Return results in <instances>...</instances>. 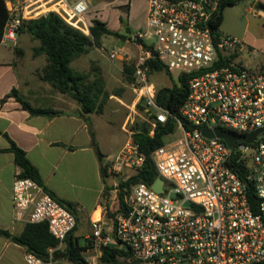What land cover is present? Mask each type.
Returning a JSON list of instances; mask_svg holds the SVG:
<instances>
[{"label":"built area","instance_id":"1","mask_svg":"<svg viewBox=\"0 0 264 264\" xmlns=\"http://www.w3.org/2000/svg\"><path fill=\"white\" fill-rule=\"evenodd\" d=\"M221 1L146 0L145 25L127 39L135 56L119 48L108 53L111 61L132 66L134 104L154 116L150 136L155 123L165 122L169 113L155 103L149 62L158 59L170 72L185 77L187 96L179 113L189 129L177 119L180 137L151 155L163 193L144 183L128 189L114 186L111 206L89 221L86 264H98L104 248L123 251L116 255L123 264H264V131L251 143L237 141L233 149L201 134L204 127L243 136L264 129V69L244 66L242 54L253 52L242 40L214 27ZM5 2L8 18L0 44L15 47L21 22L36 16L40 3L18 13ZM46 4L54 5L68 25L88 30V25L76 24L84 21L86 0ZM143 161L130 138L109 162L110 170L125 182ZM234 164L242 166L244 179L233 171ZM11 204L15 221L46 223L60 243L77 225L75 215L30 178H14ZM24 261L56 264L53 249L45 260L26 252Z\"/></svg>","mask_w":264,"mask_h":264},{"label":"crops","instance_id":"2","mask_svg":"<svg viewBox=\"0 0 264 264\" xmlns=\"http://www.w3.org/2000/svg\"><path fill=\"white\" fill-rule=\"evenodd\" d=\"M9 1L18 13L26 12L28 5L33 2L40 3L34 18L56 8L46 4V0ZM69 1L72 3L74 0ZM105 1L108 0L97 2L94 6H106L103 4ZM244 2L261 4L264 7V0ZM144 3V18L140 28L144 27L146 22V0ZM113 4H110L111 7L119 10L117 20H112L110 24L106 16H98V20L104 22L110 30L120 32V19L128 25L133 5L131 1L127 4ZM5 5L7 6L6 2ZM251 11L257 16V13ZM259 13L264 16V11L259 10ZM95 14L90 15V20L94 19ZM76 24L80 27L84 25L80 21ZM87 25L90 26L91 23L88 22ZM84 29L87 30L86 27ZM22 36L29 42L27 48L19 46L17 53L15 49L13 52L0 53V230L19 234L25 226L24 222L15 221L13 218L11 185L14 178L19 176L20 169L10 151L11 142L24 152L27 161L37 171L44 189L56 200L71 205L69 209L76 217V228L81 220L89 228L90 219L98 218L102 210L111 206L114 200L113 188L119 180L117 175L111 172L109 162L131 138V132L126 129V125L132 122L131 114L125 115L126 104L117 93L110 90L107 82L109 71L98 65L88 52L75 59L70 67L87 73L90 63H95L101 70L107 93L102 99V113L85 116L90 124L88 127L87 122L79 115L80 109L76 101L39 78V73L46 63L43 55L32 56V49L37 47L39 42L23 33L17 35L16 44H20ZM240 40L254 55L257 50L264 52V42L256 41L248 30L242 33ZM12 90L32 108H52L62 113L51 117L30 115L11 95ZM134 105L133 103L131 107ZM93 143L102 154L101 159L98 158ZM75 231L73 236L77 237ZM55 250V262L62 264L66 261L63 257L64 244L60 243ZM25 253L24 247L0 236V264H26Z\"/></svg>","mask_w":264,"mask_h":264},{"label":"trees","instance_id":"3","mask_svg":"<svg viewBox=\"0 0 264 264\" xmlns=\"http://www.w3.org/2000/svg\"><path fill=\"white\" fill-rule=\"evenodd\" d=\"M241 0H222L220 13L214 27L219 29L222 22V13L226 7L234 6ZM8 18V11L4 0H0V39L3 26ZM121 27L128 32L125 21L120 19ZM18 34H27L32 40L38 41L39 45L32 49V56L43 55L45 57V66L39 78L56 88L60 93L65 94L76 101L79 106V115L87 122L90 127L88 118L85 116L91 113L101 114L103 111V98L107 96L104 89V79L101 76V70L98 66L92 65L87 73L79 72L70 67V64L80 56L89 52L92 47L100 48L103 37L112 36L122 41L127 40L129 36L118 31L107 28L106 24L96 18L91 20L88 26V35L82 31L68 25L57 13L50 11L37 18L23 20L18 28ZM17 53V50L15 49ZM149 76L154 72H164L171 78V72L158 60L153 59L149 62ZM264 69V66H263ZM133 68L129 64H122V74L126 81L132 83ZM155 103L158 107L168 111L165 122H156L153 128V134L150 136V121L154 117H148L144 113V121H135L130 127L131 139L138 146V153L143 157V164L137 173L127 179L125 182L118 181V185L123 189H128L136 183H144L151 186L159 177L153 161L152 153L163 146L164 137L173 134L177 128V119H179L185 129H189L179 113V108L187 96L186 78L177 75L176 83L171 87L155 88ZM11 95L14 96L22 108L33 116H55L62 112L52 108L40 109L32 108L30 104L23 101L15 90ZM140 110L143 107L137 104ZM85 117V118H84ZM98 158L102 154L96 148ZM10 151L14 154V162L20 169V177L30 178L41 184L37 171L27 161L24 152L11 142ZM240 164H234L232 169L242 179L245 178V172L240 168ZM104 168H102V171ZM44 188V187H43ZM49 193V192H48ZM50 194V193H49ZM51 195V194H50ZM52 196V195H51ZM119 201L122 202L121 195H118ZM62 206L70 210V204L58 201ZM71 211V210H70ZM76 227L65 237L63 257L66 261L74 264H86L82 252L87 248L88 241L80 245L78 238L73 236ZM0 236L10 242L22 246L26 252L32 253L36 257L45 260L48 257V251L53 249V258L56 259V248L60 241L54 238L48 231L46 223H27L19 234H12L6 230H0ZM125 254L123 251L104 248L100 254L101 264H123L116 259V255Z\"/></svg>","mask_w":264,"mask_h":264},{"label":"rangeland","instance_id":"4","mask_svg":"<svg viewBox=\"0 0 264 264\" xmlns=\"http://www.w3.org/2000/svg\"><path fill=\"white\" fill-rule=\"evenodd\" d=\"M104 1V0H87L88 3V10L85 13L84 18V25L87 23H91L89 17L90 15L95 14L97 19L98 16L107 17L109 24L111 21H116L118 16V9H115L113 3H118V5L123 3L132 2V16L130 18V22L127 25L128 32L121 27L120 33H124L125 35L129 36L133 32H135L138 28L141 27L144 18V10H145V3L144 0H108L105 1L103 4L106 6H97L95 7V3ZM111 4V5H110ZM256 4L244 2V0L240 1L237 5L226 7L223 11V21L219 26V30L224 35L234 36L238 39H242V33L245 30L248 32L258 41L259 43L264 42V16H260L259 10L255 8ZM125 10V8H124ZM257 13L255 16L252 11ZM54 12V11H53ZM56 13V12H55ZM94 16V15H92ZM260 16V18H259ZM94 17V18H95ZM113 23V22H112ZM83 25V26H84ZM84 29V28H83ZM84 34L88 35V30L84 29ZM19 35V34H17ZM25 37V36H24ZM22 36V40L20 44H16V46H12L10 42H4L0 44V53H4L6 51L13 52L14 49H17L19 46L22 48H27L29 42L25 41V38ZM246 46V45H245ZM115 48H119L122 51L128 53L130 56L136 54V49L132 44L126 41H122L121 39L112 37V36H105L102 39L101 47L96 48L92 47L90 49L89 56L93 57L98 65H100L104 70L109 71V76L107 79L109 88L111 91H114L118 94L119 97L122 98L123 102L126 104L125 107V115L131 114L132 122L126 125V129L130 130L129 127L135 121H144V112L137 107V104L134 107L131 105L134 103L136 99V94L132 91L131 83L127 82L125 77L122 74V64H126L125 62H117L111 61L108 58V53ZM247 49V48H246ZM257 50V49H256ZM242 64L249 69H258L264 65V52L258 51L256 55H248L246 52L242 54ZM95 63H90V68ZM177 74L175 72H171V78L167 76L163 71L162 72H154L149 76V80L151 83L154 84L155 88L160 87H171L172 83H176ZM131 110V111H130ZM120 120V119H119ZM119 126V125H118ZM180 131L176 128L173 134H169L164 137V143L169 144L175 141L177 138L180 137ZM113 173V172H112ZM117 175L116 173H114ZM118 180L120 177L117 175ZM109 202V200H108ZM75 234L78 237V242L80 245L85 244V237L89 233V228L85 224L83 220L80 221L78 227L75 229ZM83 258L86 256L84 252H82ZM62 264H74L68 261H64ZM98 264H101L100 261Z\"/></svg>","mask_w":264,"mask_h":264},{"label":"water","instance_id":"5","mask_svg":"<svg viewBox=\"0 0 264 264\" xmlns=\"http://www.w3.org/2000/svg\"><path fill=\"white\" fill-rule=\"evenodd\" d=\"M256 9L264 11V7L261 4L256 5ZM262 131H264V129H259L249 133L246 136H243L229 130H222L217 127L213 128L212 130L204 127L201 129V134L208 139H220L226 144L229 149H233L237 141L245 140L246 143H251L254 138ZM162 185V180L160 178H157L156 181L151 185V188L156 193H163ZM170 197L173 198L175 197V195L173 193H170ZM184 205L189 206V203L185 202Z\"/></svg>","mask_w":264,"mask_h":264}]
</instances>
